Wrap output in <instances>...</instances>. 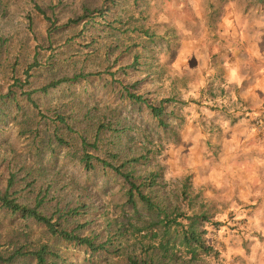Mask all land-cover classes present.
Instances as JSON below:
<instances>
[{
	"label": "rangeland",
	"instance_id": "1",
	"mask_svg": "<svg viewBox=\"0 0 264 264\" xmlns=\"http://www.w3.org/2000/svg\"><path fill=\"white\" fill-rule=\"evenodd\" d=\"M89 1L96 2L93 6L102 3ZM121 1L105 17H95V25L73 26L68 21L81 13L82 0H0V72L5 76L0 90L7 92L14 83L16 58V73L38 57L53 61L57 74L87 75L71 86L63 83L60 92H77L83 105L93 109L95 120L100 111L120 108L135 139L133 148L143 154L151 150L138 171L161 170L152 194L175 204L188 177L190 194L208 216L199 218L198 228L214 252L199 251L191 260L181 249L176 264H264V2L152 0L155 7L146 23L156 33L151 40L136 30L139 14L133 0ZM212 10L214 19L209 16ZM137 58L134 67L120 68ZM43 81L47 79L39 82ZM124 84H136L134 91L147 103L166 107L168 128L158 126L146 104L141 108L122 101ZM42 108L41 116L46 114ZM0 126L5 128L0 133V188L8 185L10 168L24 166L16 189L37 195L45 188V195L51 183L50 198L53 188L74 194L75 198L58 197L52 204L74 200L72 206L82 212L79 221L89 222L84 233L98 234L102 241L112 237L124 252L127 239L115 235L121 234L117 229L125 219L124 199L116 194L123 180L83 168L78 155L84 124L72 135L64 131L72 147L54 138L53 143L40 145L42 150L31 134H19L12 117ZM121 140L126 143L128 138L121 135ZM28 171L32 175L22 180ZM43 234L40 225L11 219L0 209V249L37 245ZM57 247L66 264H122L116 247L97 253L69 243Z\"/></svg>",
	"mask_w": 264,
	"mask_h": 264
},
{
	"label": "trees",
	"instance_id": "2",
	"mask_svg": "<svg viewBox=\"0 0 264 264\" xmlns=\"http://www.w3.org/2000/svg\"><path fill=\"white\" fill-rule=\"evenodd\" d=\"M251 1L255 4L264 2V0ZM120 2L122 1L102 0L100 6H93L96 2L82 0L81 13L71 18L68 24L95 25L96 20H93L95 17H105ZM133 5L139 14L136 30L154 40L156 33L151 29V25L146 26V23L148 14L152 12L155 5L152 0H133ZM38 7L42 10L40 6ZM210 7L212 8L213 4H210ZM214 14L212 10L209 16L214 19ZM132 15L137 14L134 12ZM107 25L104 27L109 31L113 30L114 27L111 24ZM0 49L2 52L3 45H0ZM109 52L110 49L107 51V56ZM15 61L12 64V71L15 73L14 83L9 86L7 92L0 90V124L12 117L14 123L20 126L19 134L23 136L31 134L39 140L40 144L36 147L38 150L43 149L40 145L53 143L54 138L60 145L67 144L72 147L74 144L67 142L64 131L67 130L68 135H72L79 124H84L80 130L82 143L78 159L87 172L101 171L104 175L111 174L123 180L116 194L124 199L120 204L125 219L119 223L120 227L117 229V232L121 234L115 235L125 237L129 245H126L123 252L122 248L115 246L112 237L102 241L98 234H85L84 231L89 222L79 221L78 217L82 215V212L79 211V206H72L74 200L60 204L62 202L58 199L55 204H52V201L58 197L63 200L75 198L74 194L59 193L57 188H53L54 192L50 198V189L53 187L51 183H48L45 195V188H42L37 195L32 192L25 193L23 189H16L20 171L24 169V166L20 168L13 166L10 168L8 185L0 188V209L7 212L11 219H18L25 224L32 222L40 225L46 234L42 235V241L39 239L38 244L31 247L21 244L14 245L12 250L0 249V264H66V258L57 247L59 243L83 247L87 252L92 253L110 252V246L116 247L114 253L119 257L118 262L121 261L122 264H176L181 257V249L191 255V260L198 255L199 251L205 254L214 252V248L207 245L204 231L198 228L199 218L208 219V216L200 211L201 205H196L194 197L190 194L189 178L183 179L181 188L176 194L177 202L166 204L157 193L152 194L159 186L158 178L161 176V170H153L149 173L138 171L139 166L146 164L151 150L143 154L140 150L133 148L135 139L129 133L130 126L126 125L120 108L112 113L100 111L98 120H95L93 109L83 105L82 97L77 92L70 91L66 95L60 92L63 83L68 82L71 86L75 82L84 80L87 75L76 74L70 78L60 72L57 74L54 71L53 61L49 58L43 61L38 57L30 63L23 64L20 67L21 73H16L18 58ZM116 62L117 59L113 65ZM137 62L138 58L128 65L122 64L120 68L126 70V68L134 67ZM2 73L4 72H0V86L5 82V76ZM20 75L24 77V80ZM43 77L47 79V82H39ZM34 84L36 85L33 86ZM135 86L136 84H124L121 100H129L133 105L140 104L141 108V105L146 104L158 126L168 128L165 119L166 107L147 103L143 94L134 91ZM41 107H44L42 110L46 111V116L44 113L42 116L38 113ZM87 119L88 124L84 122ZM52 125H54L53 130H51ZM4 129L0 126V133ZM121 135L127 136L126 143L121 140ZM90 150L106 156L90 153ZM36 172L39 173V170L37 169ZM31 175L32 172L28 171L27 176L22 180H27ZM82 197V194L77 195L80 201ZM0 247H2L1 244Z\"/></svg>",
	"mask_w": 264,
	"mask_h": 264
}]
</instances>
